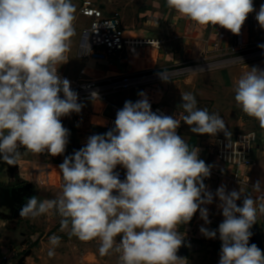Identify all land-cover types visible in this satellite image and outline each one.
<instances>
[{"label": "clouds", "instance_id": "1", "mask_svg": "<svg viewBox=\"0 0 264 264\" xmlns=\"http://www.w3.org/2000/svg\"><path fill=\"white\" fill-rule=\"evenodd\" d=\"M166 5L178 17L219 25L235 35L254 11L253 0H166ZM75 10L72 0H0V157L8 165L17 164L21 146L33 154L65 152L70 133L60 118L82 108L70 81L58 75L69 60ZM256 20L264 29V4ZM158 75L170 79L165 70ZM233 92L237 107L264 129V69L241 74ZM181 98L175 117L157 115L146 98L126 101L114 128L88 137L59 165L63 184L58 195L29 198L20 216L34 220L58 214L60 231L81 241L98 238L100 255L115 253L118 264H185L176 254L184 235L178 225L189 223L198 209L209 224L202 205L211 204L213 194L203 183L211 165L176 130L183 122L198 135L223 132L229 137L231 132L219 113L197 107L192 92H182ZM118 165L126 169L124 180L114 171ZM252 192L258 195L226 192L224 186L215 192L224 217L218 227L219 264H264L261 249L249 245L250 228L264 217V184L258 180ZM200 232L208 239L217 236V230L203 226ZM48 242L53 257L60 237L53 234Z\"/></svg>", "mask_w": 264, "mask_h": 264}, {"label": "crops", "instance_id": "2", "mask_svg": "<svg viewBox=\"0 0 264 264\" xmlns=\"http://www.w3.org/2000/svg\"><path fill=\"white\" fill-rule=\"evenodd\" d=\"M83 1L85 0H72L76 9L73 21L75 35L71 37L70 50L66 53L69 58L68 62L61 64L58 68L61 74L59 76L69 80L70 86L76 80H108L125 74L154 69L181 68L194 64L202 58H215L218 54L212 51L213 34L217 29L227 30L219 25H207L205 31L188 36L186 30L191 21L178 17L174 10L167 7L166 0H90L99 6L106 16L118 14L126 30L127 44L141 48L140 52L134 55L123 51L111 54L108 60L85 59L80 55V46L84 43L83 30L90 26L91 20L80 13ZM262 4L264 0H253L254 11L248 14L243 24L251 40L264 36V29L256 20V14ZM222 55L219 54L220 58H223ZM252 67L264 69V60L246 64L241 69L245 73ZM200 73L187 75L183 78L184 80L182 79L183 81L180 78L171 82L166 96L169 102L166 98V104L173 108H180L181 93L192 92L194 94L195 88L189 84V81ZM108 97L110 104L94 100L77 101L82 105L81 111L60 118L62 125L70 133L63 154L51 156L47 150L40 154H33L25 152L21 146L18 150L22 155L17 164L8 165L0 157V262L4 256L11 255L7 252L9 245L14 241H19L21 250L25 249L23 256L27 258L26 264H52V261L56 259L54 257L56 253L58 257L63 254L56 252L59 248H68L66 252L68 253V264H75L77 245L85 250L80 260L84 264L90 263L87 261L90 257L100 264H118V255L117 259H113L112 262L100 255L97 251L99 249L98 238L95 242L80 243L75 240V236L70 237L69 235L68 241L60 242L59 246L54 249L55 255L49 257L48 251L51 247L48 242L49 237L53 234L68 233L60 231V216L55 213L46 214L34 220L20 216L21 208L29 198L37 197L42 201L54 199L58 195L63 184L59 165L63 163L65 157L73 155L75 151L84 147L88 137L107 133L109 131L106 128L107 122L111 118L116 119L117 111L123 108L126 101L135 103L139 93L138 91L119 92L110 94ZM219 133L215 136L198 135L192 133L190 127L183 123L179 135L190 146L200 149L199 159H202L206 165L217 166V142L219 138H224L219 136ZM252 159L253 171L250 178L240 177L238 180L218 181L207 177L203 180L206 189L213 194V202L202 205L208 210L210 223L205 224L200 218L198 209L189 223L178 225V231L184 235L182 245L176 254L186 260L185 264H219L222 242L219 239L218 227L224 217L222 209L218 207L220 201L215 196V192L219 187L224 186L226 192L241 190L245 194L251 193L254 197L258 195L252 192V186L258 180L264 184V137L262 136L259 137ZM43 162H48L51 166L50 179L47 184L36 183L31 175V170ZM114 171L126 174V169L120 165ZM240 180H245L246 183ZM242 201L243 195L237 201V205L242 206ZM202 226L209 230H217L216 238H205L200 232ZM250 231L252 236L249 239V245L256 244L264 253V217L258 218ZM34 233L40 242L31 250L28 237L29 235L33 237ZM119 239L120 237H117V240ZM34 253H36L35 256H33ZM63 258L66 259L65 256Z\"/></svg>", "mask_w": 264, "mask_h": 264}, {"label": "built area", "instance_id": "3", "mask_svg": "<svg viewBox=\"0 0 264 264\" xmlns=\"http://www.w3.org/2000/svg\"><path fill=\"white\" fill-rule=\"evenodd\" d=\"M80 13L91 20L90 26L83 30L84 43L80 46V55L85 59L97 61L108 60L113 53L127 51L134 55L140 52V46L128 45L126 30L118 14L106 16L103 10L90 0L83 1ZM207 29L191 21L186 34L192 36ZM212 41V51L218 55L215 58H202L198 62L184 66L165 69L170 79L165 82L158 75L164 69H154L133 74H125L108 80L73 81L71 90L77 93L78 101L94 100L110 104L109 95L119 92L138 91V100L146 98L151 105V110L157 115H178L180 108H173L166 104L168 86L174 80L194 73H200L216 67L244 66L249 63L264 60V36L251 40L247 29L242 26L239 35L230 30L217 29ZM228 42V43H226ZM219 54H223L220 58ZM240 59L241 61L237 60ZM210 66V67H209ZM203 69V71H199ZM58 75H61L58 71ZM97 93L95 99L92 93ZM144 93V97L140 95ZM61 98L63 94L60 93ZM137 100V101H138ZM183 122L176 130L179 135ZM115 127V119L111 118L107 130ZM264 137V129L259 132L238 135L236 138H219L217 142V166L211 165L210 178L213 180H238L250 178L253 171L252 154L258 143L259 137ZM51 166L48 162L37 164L32 170L33 180L39 184H47L50 179ZM120 179H125V174L119 172ZM245 182V180H240ZM7 259V257H5Z\"/></svg>", "mask_w": 264, "mask_h": 264}, {"label": "rangeland", "instance_id": "4", "mask_svg": "<svg viewBox=\"0 0 264 264\" xmlns=\"http://www.w3.org/2000/svg\"><path fill=\"white\" fill-rule=\"evenodd\" d=\"M241 67L242 66L212 68L205 72H201L198 75L193 76V79L189 81V84L193 88H195L194 95L197 99V107L201 109L206 108L210 113L211 112L219 113V115L223 118L227 130L231 132V135L229 137L225 136L223 132H220L219 136L224 138H236L238 135L248 134L250 132H259L260 130L259 122L255 118L249 117L246 114H244L237 107L234 100L233 82L234 80L238 79L241 74L244 73ZM184 77H182L181 80ZM166 98L168 101L169 98L168 97ZM32 236L33 237H30L29 235L28 237L29 247L31 250L34 249L35 246L40 242L39 238L36 237L37 235L35 233L32 234ZM57 236L60 237V242L68 241L67 238L68 233H60ZM75 240L79 241L80 243L84 242L79 240L77 237H75ZM90 242H95V239L90 240ZM77 246L78 247L75 249L76 251L75 264H84L80 260L81 257L83 256L82 253L85 252V250L82 249L80 245ZM67 249L68 248L66 249L59 248L56 252L63 253L62 255L63 257L65 256L66 259H64L62 255L58 257V254L56 253V255L54 256L56 259L52 261V264H68V260H67L68 253H66ZM97 251L99 252L98 249ZM7 252L10 253L11 255H8L7 259H5L4 256L0 264H26L27 258L23 256L25 254V249L21 250L19 241L12 242L9 245ZM35 255L36 253L33 254V256ZM102 257L112 262L113 259H117V254L110 253ZM87 261L90 262L88 264H100L97 261H95L93 257H90L89 259H87ZM101 264H109V263H101Z\"/></svg>", "mask_w": 264, "mask_h": 264}]
</instances>
